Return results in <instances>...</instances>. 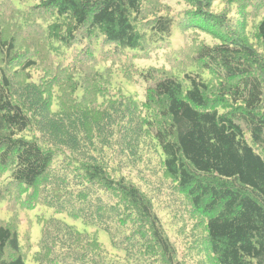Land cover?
<instances>
[{
	"label": "trees",
	"instance_id": "obj_1",
	"mask_svg": "<svg viewBox=\"0 0 264 264\" xmlns=\"http://www.w3.org/2000/svg\"><path fill=\"white\" fill-rule=\"evenodd\" d=\"M28 1L0 0V203L82 227L43 216L34 241L0 219V264H188L191 250L264 264V0H181L179 15L164 0ZM175 24L216 42L139 66ZM139 81L142 98L126 88ZM145 145L180 202L163 205L173 233L116 160Z\"/></svg>",
	"mask_w": 264,
	"mask_h": 264
},
{
	"label": "rangeland",
	"instance_id": "obj_2",
	"mask_svg": "<svg viewBox=\"0 0 264 264\" xmlns=\"http://www.w3.org/2000/svg\"><path fill=\"white\" fill-rule=\"evenodd\" d=\"M22 1V0H19ZM27 3L30 1L25 0ZM164 3L169 4L172 6L174 13L179 15V12H182V9L184 8V4L181 0H164ZM214 7L216 9H220L223 7L222 1H217L214 4ZM243 13V12H242ZM241 16V15H240ZM239 16V26L238 23L235 27H238V31L242 30L243 22L242 18ZM238 20V19H237ZM185 26H183L184 28ZM250 28L252 26L250 25ZM178 26L175 24L173 27V34L171 37V43L172 46L170 47H159L155 48V50L152 52L151 55H144V58H140L136 60V63L141 67H150V66H156V67H165L166 69L170 68V64L175 62L172 60V55L177 54L180 49H183L186 47L187 43L192 41L195 37L198 40H205L208 43H215L216 40L213 38V36L207 32L201 31V29L198 27L190 26L188 29L187 34H182L180 30H178ZM191 33V34H189ZM194 34V36H193ZM186 41V42H185ZM146 85L144 83H141L140 81L137 83L136 86L132 84H128L126 88H128L131 91L137 92L139 97L142 98L144 96V90ZM152 147L150 145L143 146V150L141 151L143 155L142 158L138 157V161L135 162V164H132L131 161H129V166L121 160L120 157L116 158V160L121 164L122 170L124 171H131L132 174L129 175L131 177H134L138 184L141 185V187L148 190L150 193H153V195H156L157 199H160L161 207H159L161 215L163 216L164 223L167 227V229L173 233V226L168 218L167 213L163 208V205H168L170 201H178L177 195L174 193H169L170 189V182L166 180L163 177L162 172V166L159 161V156L156 152H151ZM109 154H111V151H109ZM65 165L63 163H59L58 168L59 172L64 170ZM169 182V184L167 183ZM166 190V191H165ZM169 191V192H168ZM165 195L171 196L170 200L167 201L162 200L165 198ZM51 196V195H49ZM17 198L12 194L11 196L8 195L2 202L0 203V219L2 220H8L12 217H15L16 221H19L18 224V231L23 235L24 238L31 237L34 241L38 240L40 237L43 228L42 224L40 223L41 217L50 218L51 215L54 217H58L59 219L65 220L69 224H76L78 227H82L80 220H73L68 216L69 214L65 213H56L55 211L45 207V206H37L35 208L26 210L24 207L26 205L20 203L17 205ZM180 204V202H179ZM50 215V216H49ZM42 228V229H41ZM100 239L101 242L105 244H109V237L108 235L101 231L100 232ZM30 237V238H31ZM27 246V245H26ZM184 249V248H183ZM183 252V251H182ZM188 264H208V259L206 256L203 255V253L197 251V250H191V252L188 253V256L186 257Z\"/></svg>",
	"mask_w": 264,
	"mask_h": 264
}]
</instances>
